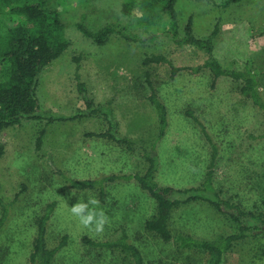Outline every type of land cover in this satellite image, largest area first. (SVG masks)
<instances>
[{
	"label": "rangeland",
	"instance_id": "rangeland-1",
	"mask_svg": "<svg viewBox=\"0 0 264 264\" xmlns=\"http://www.w3.org/2000/svg\"><path fill=\"white\" fill-rule=\"evenodd\" d=\"M124 1L50 0L64 22L68 46L38 76L41 117L22 119L0 133V201L7 213L0 225V264L28 263L36 221L50 203L46 241L49 248H58L53 264H133L121 248L83 241L84 236L101 242L122 234L140 250L145 264H209L208 252L182 247L175 239L184 234L215 240L236 231L237 225L209 203L194 201L175 208L169 219L173 237L164 240L144 227L156 213V203L135 179L116 178L85 189L72 188L68 182L143 173L147 163L139 150L129 151L117 141L128 136L139 146L154 144V179L159 185L198 186L212 150L187 110L204 124L217 146L212 168L220 195L244 209L264 212V117L241 93L239 82L228 77L213 82L206 68L196 73L183 69L172 76L166 63L143 64V57L150 53L163 54L177 66L204 61L202 50L177 46L164 35L138 42L111 35L98 45L76 27L84 14L92 30L115 22L140 33L135 21L120 11ZM176 11L180 30L191 17L199 37L207 36L218 23L214 55L226 68L247 65L253 69L264 98V0H241L226 8L206 0H177ZM16 22L0 17V31ZM75 58L87 98L94 106L102 105L115 124L116 130L106 137L91 134L111 128L103 112L68 118L85 108L76 85ZM147 75L167 110L168 125L161 137L157 135L158 115L147 99ZM41 130L44 136L37 148ZM89 196L99 200L89 207L102 209L107 217L99 232L94 222L82 225L71 212L72 205L87 202ZM224 264H264V237L236 242Z\"/></svg>",
	"mask_w": 264,
	"mask_h": 264
},
{
	"label": "trees",
	"instance_id": "trees-1",
	"mask_svg": "<svg viewBox=\"0 0 264 264\" xmlns=\"http://www.w3.org/2000/svg\"><path fill=\"white\" fill-rule=\"evenodd\" d=\"M84 3L90 0H83ZM212 5L226 8L241 0H223L217 4L214 0H206ZM177 0H125L121 5V13L132 18L141 28L140 33H135L125 26L115 22L105 23L96 30L87 26L85 15L76 23L78 30L98 45H102L111 36L116 35L128 42L143 41L156 34L166 36L177 46H192L202 50L205 59L201 64L192 66H177L163 54H145L143 64L166 63L170 74L174 76L179 70L199 72L206 68L212 75L213 82L219 77H228L239 82L241 93L256 106L264 117V98L261 92V82L253 69L245 65L240 69L226 68L214 55L213 39L218 34L219 26L216 23L212 31L205 37L195 35L193 23L189 17L180 30L177 11ZM0 17L8 20L17 19L14 25H6L0 31V133L25 118H40V104L36 94L38 76L41 71L68 46L64 36V22L59 11L50 5V0H0ZM163 26V27H161ZM76 61L75 79L79 94L85 103V108L80 109L70 119L89 116L94 112H103L107 123L111 126L107 130L92 135L106 137L110 131H115L114 122L109 113L102 110V105L94 106L93 101L87 98L85 83L80 79L78 72V58ZM146 82L149 88L147 99L158 115V137L165 133L168 125L167 110L158 98L156 90L148 75ZM186 114L199 125L205 139L212 150V158L203 181L198 186L186 188L171 185L161 186L155 178L156 153L154 144L148 147L136 145L128 136H121L117 141L124 143L129 151L139 150L147 163L145 171L140 174L110 175L93 179H70L69 185L75 189L93 188L101 186L104 181L116 178L135 179L139 186L155 200L156 213L145 221L144 227L148 231L158 234L162 239L169 240L173 237L169 227L171 212L182 204L194 201L209 203L223 215H227L232 223L237 225L236 231L218 237L215 240L195 239L189 235L178 234L176 240L182 247H194L209 254V264H224V257L236 242L247 237H264V212L244 209L235 202L220 195L213 184V164L218 151L217 146L209 136L204 124L194 115L192 110ZM53 119V118H51ZM47 120V124L50 120ZM44 130L36 138L37 148L41 146ZM113 136V135H112ZM264 137V132L262 133ZM114 138V136H113ZM2 147L0 146V154ZM102 192V190H101ZM0 225L6 216L5 203L0 201ZM53 204L47 205L45 212L36 221V232L32 240L31 251L27 264H53L56 248H49L46 241V224L50 218ZM83 241L92 245L118 247L127 252L133 264H145L142 253L133 245L124 234L107 241H94L84 236Z\"/></svg>",
	"mask_w": 264,
	"mask_h": 264
},
{
	"label": "clouds",
	"instance_id": "clouds-1",
	"mask_svg": "<svg viewBox=\"0 0 264 264\" xmlns=\"http://www.w3.org/2000/svg\"><path fill=\"white\" fill-rule=\"evenodd\" d=\"M99 204V200L95 197L89 196L87 202L79 200L77 203L71 206V212L75 214L82 225L89 226L93 222L95 223L96 231H102L107 217L103 210L90 208L89 205ZM87 209V211H85Z\"/></svg>",
	"mask_w": 264,
	"mask_h": 264
},
{
	"label": "crops",
	"instance_id": "crops-1",
	"mask_svg": "<svg viewBox=\"0 0 264 264\" xmlns=\"http://www.w3.org/2000/svg\"><path fill=\"white\" fill-rule=\"evenodd\" d=\"M158 135V134H157Z\"/></svg>",
	"mask_w": 264,
	"mask_h": 264
}]
</instances>
